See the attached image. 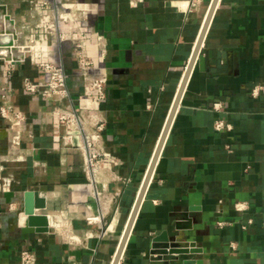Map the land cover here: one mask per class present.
Segmentation results:
<instances>
[{
	"label": "crops",
	"instance_id": "crops-1",
	"mask_svg": "<svg viewBox=\"0 0 264 264\" xmlns=\"http://www.w3.org/2000/svg\"><path fill=\"white\" fill-rule=\"evenodd\" d=\"M81 1L99 3L109 73L104 144L120 163L105 164L98 197L80 148L61 144L55 102L23 88L24 77L44 82L45 75L28 61L9 78L0 65V100L9 89L7 97L29 116L17 149L0 115V264H22L23 249L34 253L35 264H112L212 2ZM0 14L22 39L39 18L29 0H0ZM94 43L87 55L96 59ZM201 55L121 264H264V96L251 93L264 84V0H219ZM60 58L72 88L75 62L44 33L35 60ZM218 119L231 128L217 130ZM24 190L46 197L40 213L48 216L47 231H29L36 229L28 223L35 198H24L11 214ZM237 202L247 208L238 211ZM172 248L188 252H161Z\"/></svg>",
	"mask_w": 264,
	"mask_h": 264
},
{
	"label": "built area",
	"instance_id": "built-area-1",
	"mask_svg": "<svg viewBox=\"0 0 264 264\" xmlns=\"http://www.w3.org/2000/svg\"><path fill=\"white\" fill-rule=\"evenodd\" d=\"M140 1L130 0V3L136 7ZM29 3L38 12L39 18L24 39L20 38L7 22L0 21L2 75L11 78L17 65L28 61L45 75L44 82L29 76L24 77L23 88L30 95L55 102L53 113L58 125L64 127L61 144L66 148L74 146L80 148L84 156L85 172L95 185V194L99 197L102 191L97 187L98 175L105 169L106 163L114 167L120 163L118 157L104 144L106 118L102 113L101 103L107 97L109 73L104 64L105 36L100 33L96 24L99 3L86 4L81 0H29ZM44 9L46 13L42 11ZM44 33L50 36L53 46L65 47L75 62L76 82L72 88L68 85L71 75L62 58L35 60L36 50ZM92 38L95 39L94 45L98 52L96 59L87 55ZM75 92L77 94H74ZM8 93L10 90L6 88L0 100V115L8 126L11 144L21 149L29 116L7 97ZM251 93L254 97L264 96V84H257ZM216 106L219 107L220 103ZM226 127L231 128V125L222 119L216 120L217 130ZM235 207L238 211H244L247 205L245 202H237ZM89 220L93 221L94 217H90ZM225 224L226 221H218L220 227ZM242 227L246 228V225L243 224ZM20 259L22 264L36 262V257L30 249H23L20 252Z\"/></svg>",
	"mask_w": 264,
	"mask_h": 264
},
{
	"label": "water",
	"instance_id": "water-1",
	"mask_svg": "<svg viewBox=\"0 0 264 264\" xmlns=\"http://www.w3.org/2000/svg\"><path fill=\"white\" fill-rule=\"evenodd\" d=\"M218 2H219V0H212V2L210 4V7L208 9L206 18H205L203 26H202V29H201L200 34L198 36L194 52L192 54V57H191L188 65H187V68H186V71H185V75L183 77V80L181 82L180 88H179V90H178V92L176 94V97L174 99L172 108H171L170 113L168 115V118L166 120L164 129H163V131L161 133V136H160L158 145L156 147V150L154 152L152 161H151V163H150V165L148 167V170H147V172L145 174V177H144V180L142 182V185H141V187L139 189V192L137 194L136 200L134 202V205L132 207L131 213H130L129 218H128V222H127L123 237H122V239L120 241V244L118 245L117 253L115 255V259H114L112 264H119L121 259H122V257H123V255H124L128 239H129L130 234H131V232L133 230L135 221L137 219L138 213H139L140 208H141L142 201H143V199L145 197L146 191L148 189L150 181H151V179L153 177V174L155 172L156 164L158 162V159H159L160 154L162 152L163 146H164L165 141H166V139L168 137V134L170 132L173 119L175 117V114H176L177 109L179 107L180 101H181L182 96L184 94V91H185L187 82L189 80V77H190V75H191L196 63L198 62V60H201V62L203 61V57L201 55L202 48H203V45H204V41H205V38H206V35H207V32H208L210 23L212 21V18H213L214 12H215V9H216V7L218 5ZM28 191H30L32 193H35L36 195H39V196L41 195V193L38 190H28ZM41 197L44 200V203H43V206L41 207V209H44V208H46V205H47L46 197L43 196V195H41ZM28 223H29L30 226L38 227V229L34 230V231H36V232H45V231L48 230L49 219H48V216L45 213H40V212L39 213H31L29 215V217H28ZM161 252L164 253V254L174 253V252L187 253L188 249H174V248H172L170 250L161 249Z\"/></svg>",
	"mask_w": 264,
	"mask_h": 264
},
{
	"label": "bare ground",
	"instance_id": "bare-ground-1",
	"mask_svg": "<svg viewBox=\"0 0 264 264\" xmlns=\"http://www.w3.org/2000/svg\"><path fill=\"white\" fill-rule=\"evenodd\" d=\"M1 16V14H0ZM42 195V194H41ZM41 195H36L35 193H32L28 190H24L23 193H22V196L20 197V202H21V206L20 208L16 209L14 212H12L11 214H14L16 213L17 211H19L23 206H24V198H27L28 196L32 197V198H35V201L36 203L33 204L31 207H30V210H29V214L31 213H39V210L41 209V207L43 206V203H44V200L42 199ZM24 212L23 210H21L20 213ZM7 216V215H6ZM5 217V216H4ZM4 217H1V220L4 221L6 223V226L9 227V228H16L18 229L19 232H26L22 229V227L20 225H15L14 223L13 224H7V222L4 220ZM126 228V227H125ZM38 227H36L35 230H37ZM29 231H34V230H29ZM125 231V230H124ZM28 232V231H27ZM124 234V233H123ZM123 237V236H122ZM118 249V248H117ZM117 253V251H116ZM116 255V254H115ZM114 259H115V256H114ZM113 259V261H114ZM113 263V262H112Z\"/></svg>",
	"mask_w": 264,
	"mask_h": 264
},
{
	"label": "rangeland",
	"instance_id": "rangeland-1",
	"mask_svg": "<svg viewBox=\"0 0 264 264\" xmlns=\"http://www.w3.org/2000/svg\"><path fill=\"white\" fill-rule=\"evenodd\" d=\"M20 206H21L20 202H19V204H16V208H20ZM45 210H46V208L40 209V211H45Z\"/></svg>",
	"mask_w": 264,
	"mask_h": 264
}]
</instances>
